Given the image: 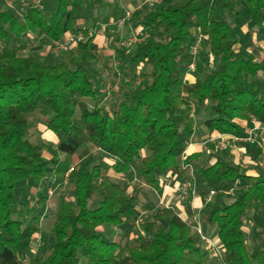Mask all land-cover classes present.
Listing matches in <instances>:
<instances>
[{"label": "trees", "instance_id": "trees-1", "mask_svg": "<svg viewBox=\"0 0 264 264\" xmlns=\"http://www.w3.org/2000/svg\"><path fill=\"white\" fill-rule=\"evenodd\" d=\"M51 1L46 11L29 6L22 21L0 8V264H23L22 257L39 233L38 211L47 203V168L51 178L62 177V183L70 169L65 159L44 158L42 146L30 140L43 111L50 113L46 127L57 137V153L72 157L82 149L85 162L68 178L73 203L62 194L56 203L53 243L30 264H264V176L245 175L222 157L212 162L201 154L182 159L194 135L196 111L203 114L208 132L230 135L239 130L237 120L264 117V89L256 81L264 68L237 50L228 21L246 12L255 26L260 24L264 0H166L149 8L135 25L148 32L149 40L135 43L128 53L122 48L117 53L126 70L143 66L148 72L140 73L138 87H122L108 109L99 106V91L86 67L101 58L95 35L88 36L96 25L80 27L78 21L87 23L92 17L76 14L102 0ZM27 33L53 43L64 41L68 34H82L84 40L60 51L63 61L48 65L19 54L20 38ZM198 35L206 39L195 71L208 64L209 54L215 60L212 70L189 84L184 80L190 63L188 45ZM88 145L113 160L114 174L136 180L138 187L155 194L169 173L187 176L184 164L193 167L192 182L207 189L206 197L209 190L227 191L245 182L230 204L220 193L211 201L205 198L196 214L184 204L187 217L198 215L204 233L222 245L221 259L203 249L193 225L173 207L156 211L140 226L139 191L128 194L127 187L104 171ZM27 184L37 191L33 210L18 208ZM95 195L100 200L91 209ZM22 215L24 220L13 218ZM102 226L137 229V242H115L99 230ZM214 229L215 236L210 234Z\"/></svg>", "mask_w": 264, "mask_h": 264}, {"label": "rangeland", "instance_id": "rangeland-1", "mask_svg": "<svg viewBox=\"0 0 264 264\" xmlns=\"http://www.w3.org/2000/svg\"><path fill=\"white\" fill-rule=\"evenodd\" d=\"M144 1L146 0H102V3L105 5L103 6L95 4L94 7L92 5H85L84 8L79 10L76 14L80 18H91L92 21H88L87 23H83L81 20L78 21L80 24V27H92L93 28V20L96 19V16L100 17V20H102L105 23H109L108 19L106 17L107 14L110 12L109 7L106 6L108 4L112 3H118L119 5L123 6L122 9H117L116 16L117 17H125V13L130 11L131 16L128 21V25H125V29H122L121 35L115 37L116 35L111 34V37L113 38L112 43L109 45L110 51H113L114 58L109 57L105 58L103 54L100 55V61L98 63H91L86 64L87 69L92 73L93 79L95 81V87L98 93V103L99 106L105 109H108L112 102H114L115 94L119 92V90L126 86L127 89H133L139 86V83L141 81V74L140 73H147L148 68L139 66L133 70V72H130L126 70L127 68H123L122 63L120 60H118L117 53L120 51L121 47H119L120 40H128L134 38V36H137L131 34L136 26V22L139 21L148 11L149 8L144 4ZM165 3V2H163ZM126 5H129L126 7ZM31 6L35 7L41 11H46L52 6L51 0H40L38 4L35 3V0H0V8L1 9H9L11 10L14 15L22 21L23 16L25 15L26 9ZM125 9H127L125 11ZM112 13V12H111ZM105 16V17H104ZM99 20V21H100ZM101 22V21H100ZM100 24V23H99ZM102 24V23H101ZM104 25V24H103ZM232 26V25H231ZM96 30H99V26H95ZM101 28V27H100ZM112 28H115L113 25ZM132 28V29H131ZM234 32L236 34H239V30L237 27H232ZM126 29L127 32L126 33ZM90 31V30H89ZM72 35V34H70ZM28 36V37H27ZM27 36H21V46L18 48V52L22 56H34L37 60L43 63H47L48 65L57 64L64 60V54L58 51L53 44L51 45L49 43V40L40 34H30L27 33ZM69 37V35H68ZM161 37L160 35L158 38ZM95 38V37H94ZM140 41L149 40V35L147 31H142L141 34L136 37ZM14 43V41H13ZM115 43V46L113 45ZM192 43V42H190ZM195 43V42H194ZM191 45H188L190 47ZM123 49V48H122ZM46 56V58H45ZM211 63L214 64V61H211ZM209 61L206 65V68H201L197 71H195L196 79H202L204 74L207 72V69L212 70V67L209 68ZM202 67V66H201ZM126 70V72H125ZM187 71V70H186ZM131 73V74H129ZM127 77V78H126ZM126 78V82L123 81V79ZM89 106H93L92 100H86ZM42 115L44 117H41L39 119V123L42 125H46V119L49 118L50 113L47 111H43ZM203 120V114L196 111L195 113V124H202ZM38 123H35L34 128L31 130V136L30 140L35 143L42 146L45 156L46 157H58L60 161H63L64 159L67 162V165L71 168H76L79 165L83 164L85 162V158L82 156L81 151L82 149L78 150L76 154L72 157H64L57 153L56 149L54 148V145L50 143L48 139L44 136V132L39 130L37 127ZM87 148L94 152L98 158V161L102 164L104 171L111 176V178L115 182H119L122 184V186L127 187V193L131 194L134 192V190H138V201H137V216L136 221L141 226L145 221H151L153 214L167 206L173 207L174 212L178 213L182 219H184L187 223L192 225V218H186L184 217L179 209L175 206H171L170 202H165V197L167 194H162L160 191L156 194L150 190L145 188H140L138 185H134L131 183V181H128L126 177L118 176L114 174L111 170V158L103 151H96L92 146L88 145ZM216 149V148H215ZM210 149L211 153L218 151L217 149ZM214 154V153H213ZM219 157V156H217ZM199 165L201 164V161L198 162ZM52 170L51 168H47V178L44 180L45 185V193L47 195V203L40 207L38 214L41 217L40 220V229L39 233L36 234L33 238V241L31 243L30 251L28 250L25 252L24 256L22 257V263L23 264H30L31 259L34 256H40L43 253L44 248L54 241V236L51 234V227H52V221H53V212L56 208V203L62 194L64 196V199L67 202L73 203V198L71 194V187L69 183L67 185L62 183V177H54L52 176ZM47 180L49 182H47ZM52 181V182H50ZM51 183V184H50ZM50 184V185H49ZM197 186V192L199 195H205L207 193V189L202 185L201 187ZM245 187H236L234 190V194L232 196H224L222 199L225 203L230 204L235 200L236 193L241 192ZM178 193V190L176 192ZM164 196V199H163ZM160 197V198H159ZM20 202L18 204V208L20 207H27L28 209H34L36 207L37 202V191L30 185L27 184L23 188V193L19 196ZM161 199V200H160ZM100 200L99 195H95V198L90 203V208L94 209L97 206L98 201ZM178 204L183 207L185 210V205H181L178 200ZM32 210L29 213V215L32 214ZM29 211V210H28ZM14 219H20L24 220L25 216L22 215V217L14 216ZM250 224L247 223V226L245 229H248ZM158 226L155 225V228ZM103 234L108 237L109 239L115 241V242H121L122 245H125L126 243L129 245H134L137 242L139 233L136 230H132L129 228H113L110 226H102L99 228ZM194 231V230H193ZM211 235L215 236V229L211 230Z\"/></svg>", "mask_w": 264, "mask_h": 264}, {"label": "crops", "instance_id": "crops-1", "mask_svg": "<svg viewBox=\"0 0 264 264\" xmlns=\"http://www.w3.org/2000/svg\"><path fill=\"white\" fill-rule=\"evenodd\" d=\"M102 5L104 6L105 4L102 3ZM106 6L110 8L109 9L110 12L107 14L108 17H106L109 23L103 22L102 20H100V17L96 16L93 25L99 26V30H97V34L95 35L94 42L97 44L99 48L100 55L102 53L105 58H109V57L114 58L113 51H110L109 49V45L111 44L110 39L112 38L111 34L116 35L115 37H117L118 35L120 36L122 29H125V25H128V27L130 26L128 23L130 18L124 19V17L119 18L116 16L117 9L119 10L122 9L123 7L118 3H112ZM127 6L129 5H126V7ZM126 10L127 9H125V11ZM260 18H261V23L256 26L249 19L246 12L243 13V15L241 16L240 15L233 16L229 18L228 21L230 25H232L231 27H237L239 30V34H236L234 32L238 41V44L236 45L237 50L243 52L244 54L249 56L254 62L260 64L261 67L264 68V12L261 13ZM113 25L115 26V28H112ZM132 30H133L131 32L132 35L134 33V35L137 34L138 36L139 33L141 34L142 32V29L140 27H135ZM126 33H128L127 29H126ZM67 38L68 36L65 39ZM125 41L126 40H120V42H125ZM194 42L190 43L189 45L194 44ZM49 43L51 45L53 44L54 46V43L51 42L50 40ZM113 45L115 46V43H113ZM210 56L211 59L214 61L215 59L211 54L208 55V60ZM206 65L207 64L201 65L202 66L201 68H206ZM184 80L189 84L194 83L197 80L195 76V71L194 72L186 71L184 73ZM256 81L262 87V89H264V71H261L258 74ZM236 124L239 126V130L234 135L219 134L217 132L210 133L205 129L203 124L201 123L195 124L194 135L190 144L191 146L186 150L187 155L201 154L203 155L202 158L203 160L209 159L211 160V162L214 161L216 158H218L217 156H219L231 162L233 165L239 167L241 173L245 175L252 177L264 176V117H262L259 120H257L254 117H250L248 120L245 121L237 120ZM37 127L39 130L41 129V131L44 132V136L46 137V139H48L50 143L54 145L55 148L57 137L51 131L47 130L46 125H42L38 122ZM252 134H253V139L248 140L249 136ZM222 136L228 140L227 141L228 147L224 151L222 150L215 151L213 152L214 153L213 154L210 152L211 151L210 149H215V145L213 144L203 145V143H205V141L211 137L218 138ZM232 137H238L243 140L234 141L232 140ZM43 157L46 159L53 158V157L50 158L46 157L44 150H43ZM112 161L113 160L111 159V162ZM185 180L186 177L183 178L177 177L176 179L175 178L164 179L161 183L160 193L161 196L163 193L167 194V196L165 197V202L168 203L170 202L171 206L174 207L176 206L179 209L180 213L187 218L186 211L183 209L182 206L178 204V193H174L176 192V190H178V184ZM245 185H246L245 182L240 181L237 186L244 187ZM205 198H207L205 195H199V194L197 195V198L194 200V203L191 206V209L195 214L198 213L203 208Z\"/></svg>", "mask_w": 264, "mask_h": 264}, {"label": "built area", "instance_id": "built-area-1", "mask_svg": "<svg viewBox=\"0 0 264 264\" xmlns=\"http://www.w3.org/2000/svg\"><path fill=\"white\" fill-rule=\"evenodd\" d=\"M163 1H166V0H146L144 2V4L150 8H153L157 5H159L160 3H162ZM39 2H40V0H35L36 4H38ZM130 16H131V12H126L124 19H129ZM123 20H121V21H123ZM89 30H88V36H92V35L97 34V30L95 28L89 29ZM205 39H206V36L198 35L195 39V43L190 46L189 52H188L189 60H190V63L187 66L188 72H194L196 70L198 55L201 51V44ZM83 40H84V36L82 34H79L77 36L69 35V37L67 39H65L64 41L54 43V46L58 51H68L69 49L73 48L78 42L83 41ZM112 41H113V38L110 39L111 43H112ZM138 42H140V40H138L136 37H134L132 39L126 40L125 42H120L119 47L125 49L127 52L132 45H134L135 43H138ZM208 61L210 63V65H209V68H210L213 65V63H211V61H213L211 59V56L209 57ZM252 139H253V134L249 136L248 140H252ZM232 140L240 141L243 139H240L238 137H232ZM227 141L228 140L225 139L223 136L218 137V138H212L211 137L208 140H206L205 143H203V145L213 144V145H215V148L218 151H221V150L224 151L228 147ZM190 144L187 146L186 150L191 146ZM186 150L184 151V153L182 155L183 160L188 156L186 153ZM182 169L184 171H186V175H187L186 177L187 178L185 181L180 182L178 184V200H179V203L181 205L188 203L191 207L194 203V200L197 198V195H198L197 187L192 182V180L194 179V169L191 165H188V164H184ZM72 170H73V168L71 167L65 173L63 184L67 185L68 178H69V175L72 172ZM166 178H175L176 179L177 176L175 174L169 173L165 177V179ZM131 183L134 185H137L136 180L131 181ZM164 184H163V186H164ZM234 190L235 189H233V188L229 189L227 191H219V192L216 190H213V189L209 190L208 195H207V201H211L213 199V197H215L218 193H220L224 196H232L234 194ZM192 225H193V230H194L195 234L198 236L199 242L201 243L203 249L211 257L221 259L222 252L224 251L222 245L218 242V240L216 238L211 237L209 235H206L204 233L198 215H195L193 217Z\"/></svg>", "mask_w": 264, "mask_h": 264}]
</instances>
